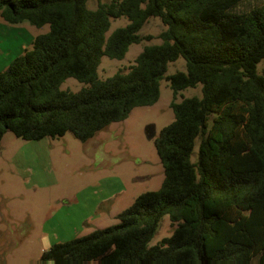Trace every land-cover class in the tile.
Segmentation results:
<instances>
[{
    "label": "trees",
    "instance_id": "trees-1",
    "mask_svg": "<svg viewBox=\"0 0 264 264\" xmlns=\"http://www.w3.org/2000/svg\"><path fill=\"white\" fill-rule=\"evenodd\" d=\"M88 1L0 0L8 23L49 26L0 73V143L9 131L89 141L157 103L166 78L174 120L154 141L165 178L117 224L54 243L40 264H264V4L238 12L246 0H109L95 9ZM122 17L127 25L107 35ZM151 18L165 26L160 43L100 79L103 57L122 60L153 39L140 35ZM179 58L186 71L166 76ZM69 78L87 86L61 89ZM199 85L201 97L178 101ZM164 216L176 227L150 246Z\"/></svg>",
    "mask_w": 264,
    "mask_h": 264
},
{
    "label": "rangeland",
    "instance_id": "rangeland-1",
    "mask_svg": "<svg viewBox=\"0 0 264 264\" xmlns=\"http://www.w3.org/2000/svg\"><path fill=\"white\" fill-rule=\"evenodd\" d=\"M108 1L89 0L87 6L95 9ZM263 4L264 0H246L237 11ZM127 23L124 17L114 20L107 35ZM164 29L159 18H151L140 35L153 39L131 45L122 60L103 57L98 77L106 79L127 70L145 45L160 43L158 36ZM48 30V25L37 28L26 21L11 24L0 14V73ZM177 71H186L183 58L169 64L166 76ZM258 72L264 74V58ZM86 86L69 78L61 89L78 92ZM193 96L201 97V85L180 92L178 101ZM172 99L164 78L157 103L134 108L127 119L112 123L86 142L70 132L39 141L7 132L0 143V264H40L43 249L52 243L115 225L117 215L139 195L158 190L165 175L154 141L174 120ZM149 128L155 132L151 139ZM175 227L164 216L149 245L171 236Z\"/></svg>",
    "mask_w": 264,
    "mask_h": 264
},
{
    "label": "water",
    "instance_id": "water-1",
    "mask_svg": "<svg viewBox=\"0 0 264 264\" xmlns=\"http://www.w3.org/2000/svg\"><path fill=\"white\" fill-rule=\"evenodd\" d=\"M149 132V133H148ZM147 134H148V137L151 139L155 136V132L153 131V129L151 130V128H149L147 130Z\"/></svg>",
    "mask_w": 264,
    "mask_h": 264
},
{
    "label": "crops",
    "instance_id": "crops-1",
    "mask_svg": "<svg viewBox=\"0 0 264 264\" xmlns=\"http://www.w3.org/2000/svg\"><path fill=\"white\" fill-rule=\"evenodd\" d=\"M69 240H70V239H68V240H64V241H62V242H66V241H69ZM54 243H59V242H54ZM54 243H52V245H53ZM50 247H51V245H49L48 247H46L45 249H43V251L49 249Z\"/></svg>",
    "mask_w": 264,
    "mask_h": 264
},
{
    "label": "built area",
    "instance_id": "built-area-1",
    "mask_svg": "<svg viewBox=\"0 0 264 264\" xmlns=\"http://www.w3.org/2000/svg\"><path fill=\"white\" fill-rule=\"evenodd\" d=\"M45 264H52V262H46Z\"/></svg>",
    "mask_w": 264,
    "mask_h": 264
}]
</instances>
